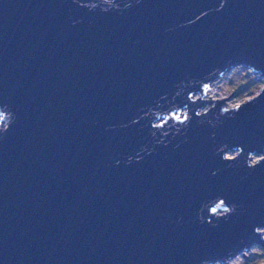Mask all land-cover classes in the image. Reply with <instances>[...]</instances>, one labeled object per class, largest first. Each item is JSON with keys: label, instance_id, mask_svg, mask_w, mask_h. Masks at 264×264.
Listing matches in <instances>:
<instances>
[{"label": "water", "instance_id": "95a60500", "mask_svg": "<svg viewBox=\"0 0 264 264\" xmlns=\"http://www.w3.org/2000/svg\"><path fill=\"white\" fill-rule=\"evenodd\" d=\"M237 66L264 0H0V264L264 248V87L205 98Z\"/></svg>", "mask_w": 264, "mask_h": 264}, {"label": "rangeland", "instance_id": "374dc122", "mask_svg": "<svg viewBox=\"0 0 264 264\" xmlns=\"http://www.w3.org/2000/svg\"><path fill=\"white\" fill-rule=\"evenodd\" d=\"M212 84L213 83H211V85ZM221 84L222 85L214 86L213 89L220 90L222 96L228 98L225 100L224 106L226 107L227 104L237 106L244 101L250 100L261 91L262 87H264V76H262L260 72L254 71L252 68L243 67L239 72L234 73L230 79ZM205 98L211 100L206 96ZM217 99L222 100L216 97L212 100ZM213 104L214 102L208 103L203 110L209 109ZM184 112L181 113V116L184 115ZM258 157L260 156H255V160H257ZM235 257H237L235 260L237 259L238 263L233 262V264H264V248L260 245H255L250 249L244 250L241 254H237ZM213 264H226V262L222 263V260H219Z\"/></svg>", "mask_w": 264, "mask_h": 264}, {"label": "bare ground", "instance_id": "6f19581e", "mask_svg": "<svg viewBox=\"0 0 264 264\" xmlns=\"http://www.w3.org/2000/svg\"><path fill=\"white\" fill-rule=\"evenodd\" d=\"M243 68V66H237L234 68L229 69L221 78H219L218 80L214 81L213 84L207 89L206 91V97L209 99H213V98H220V99H226L225 96H222V93L220 90H215L213 89L214 86L217 85H222L221 83L224 81H227L228 79H230L234 73L239 72L241 69ZM226 107L231 108L234 107V105L232 104H227ZM260 232L262 233V235L264 236V228L260 229ZM242 252H240L239 254H241ZM238 254V255H239ZM235 258L237 257H233L230 261L226 262V264H233V262L238 263L237 259L235 260Z\"/></svg>", "mask_w": 264, "mask_h": 264}]
</instances>
